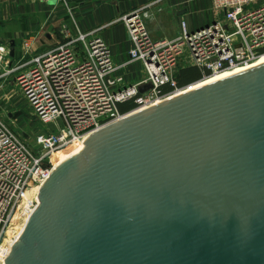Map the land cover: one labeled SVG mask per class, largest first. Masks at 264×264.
<instances>
[{"label": "water", "instance_id": "95a60500", "mask_svg": "<svg viewBox=\"0 0 264 264\" xmlns=\"http://www.w3.org/2000/svg\"><path fill=\"white\" fill-rule=\"evenodd\" d=\"M37 202L6 264H264V65L92 133Z\"/></svg>", "mask_w": 264, "mask_h": 264}, {"label": "built area", "instance_id": "2783aa9c", "mask_svg": "<svg viewBox=\"0 0 264 264\" xmlns=\"http://www.w3.org/2000/svg\"><path fill=\"white\" fill-rule=\"evenodd\" d=\"M211 2V22L189 26L181 19L180 32L172 38H154L149 32L146 19L153 3L122 14L116 21L124 24L132 44L123 62H114L101 34L108 24L82 29L71 7L67 13L73 28L63 23L56 42L46 50L32 52L37 41L48 38L49 21L22 38L14 56L9 45H0L4 64L0 76L17 84L33 115L55 128L42 134L37 152L0 116V248L25 194L40 188L51 175L54 152L183 89L177 81L181 68L196 66L204 78L264 53V0ZM135 62L142 64L144 77L132 81L123 70ZM144 84L152 88L141 92ZM164 85L170 90L163 91ZM123 102H132L133 107L122 112L118 105ZM7 253L9 248L0 254L1 264Z\"/></svg>", "mask_w": 264, "mask_h": 264}, {"label": "crops", "instance_id": "0c3cea01", "mask_svg": "<svg viewBox=\"0 0 264 264\" xmlns=\"http://www.w3.org/2000/svg\"><path fill=\"white\" fill-rule=\"evenodd\" d=\"M49 1L50 0H0V13L3 12L10 16L25 14L26 18L28 15H36L38 18L36 21L30 19L25 20V22H28V27L22 26V28L16 29L12 36L21 40L24 35H28L32 31L35 32L39 25L44 22H51L47 25L48 38L46 40L41 38L33 46L32 52H42L56 42L57 35L54 32L59 34V27L63 23L73 25L72 18L67 13V7H71L78 20L77 23L82 29H90L108 24V26L101 31V34L111 47L115 57L117 59L119 58V62L128 58V52L132 47L124 24L116 21L122 14L150 3L155 5L157 2H168V6L174 9V16L177 21L181 19L193 21L194 18L200 20L202 17L206 18L207 15L210 13L212 14L211 0H56L55 4H49ZM184 10L185 12H182ZM179 12L182 13L179 14ZM150 23L149 26L152 25ZM159 25L162 27L160 20ZM149 29L151 33H157L156 29L151 27ZM17 47H19V45H17ZM135 63L139 65L138 73L137 71H133L130 73V76H134L133 78H135L134 80L136 81L144 77V71L141 69V63ZM135 63L133 65H135ZM128 69L129 68L124 69L125 73Z\"/></svg>", "mask_w": 264, "mask_h": 264}, {"label": "rangeland", "instance_id": "374dc122", "mask_svg": "<svg viewBox=\"0 0 264 264\" xmlns=\"http://www.w3.org/2000/svg\"><path fill=\"white\" fill-rule=\"evenodd\" d=\"M148 11L150 15L148 19L146 20L147 27L148 29L151 27L157 30V33L155 34V32L151 33L149 29V32L151 33L152 37L172 38L179 34L180 20L177 21V19L174 16V9L173 8L171 9L168 6V2H160V3L157 2L155 3V5L151 6V8ZM1 13H0V45L6 46V47L9 45L10 50H11V39L15 40V43H16L15 45L21 44L20 39H16L12 36L14 32L16 31V29L22 28V26L27 28L28 22H25V20L30 19V20L36 21L38 18L36 15H33L34 17L32 15H28V17L26 18L25 14L10 16L9 14L7 15V14H4L3 12ZM73 14H74V11H73ZM212 15L213 13L212 14L210 13L209 15L206 16V18L202 17L200 20H197L198 18L197 19L194 18L193 21L188 19L187 22L189 26H193L194 24H195L194 26H198L203 23L211 22L213 20ZM75 19L76 21H78L76 16H75ZM159 20L161 22L162 27H160L159 25ZM149 23L152 25L149 26ZM68 25L73 28V25H70V24ZM47 29L48 28L46 25L45 30ZM54 33L58 36V33L56 32ZM30 34H35V33H33L32 31L28 35H24L23 38L29 36ZM18 49L19 48H17V51ZM8 58L9 57H6V60ZM113 60L115 63H117L119 60V58L117 59L115 57L114 53H113ZM1 61L2 59H0V74L4 71V68L2 66L4 64H2ZM138 70H139V65H137V63H135V65L132 64L129 67L128 71H126V75H128L129 79H133L132 81H134L135 78H133L134 76H130V73H132L133 71L134 72L137 71L138 73ZM207 76H210V75L207 74ZM10 77H12V75H10ZM201 80L202 79L198 81L200 82ZM193 83L186 84L185 87L189 85L186 87L188 88ZM0 116L7 123H9V125L12 128H14L17 131L20 137L27 144H29L33 150L37 152L41 151L40 142H41L42 134L55 131V128L51 123H45L37 119L33 115L32 109L30 108L28 103H26V101L22 98V93L20 91L19 86L17 84H12L9 81V79L6 78V76H0ZM23 219L24 218H22L21 221H23Z\"/></svg>", "mask_w": 264, "mask_h": 264}, {"label": "bare ground", "instance_id": "6f19581e", "mask_svg": "<svg viewBox=\"0 0 264 264\" xmlns=\"http://www.w3.org/2000/svg\"><path fill=\"white\" fill-rule=\"evenodd\" d=\"M123 61L124 60H122V62ZM262 65H264V53L261 54L258 58H256L252 62H248V63L242 64V65H236V66H233L232 68L223 70L221 72H216V73L210 74V76H206V77L202 78V80L200 82L199 81L195 82L188 88H186V87L189 85H187L183 89H180L176 92L169 94L166 97L159 98L157 101H155L151 105L153 106L155 104H158V103H160L164 100H167L169 98H172L174 96L182 95L186 92H189L190 90H194V89L199 88L201 86H205L207 84L226 79L228 77L246 72L248 70L257 68V67L262 66ZM130 66H126L125 69L129 68ZM150 106H148V107H150ZM148 107H144L142 109H139L138 111L146 109ZM90 135L91 134L87 135L82 141L71 142L67 146L61 148L60 150H58L56 152H54L51 156V162L53 164L52 170L57 169L59 166H61L62 164H64L68 160H70L71 158H74L75 156L80 155L83 152L85 145H86V140L89 138ZM45 181L42 183V185L45 183ZM40 188H36L34 191H28L25 194V196H24V198H23V200H22V202H21V204H20V206L16 212V218L13 221L12 226L10 227L7 239L5 241H3L2 245H1V248H0L1 256H2L3 252L5 255V250L9 248V253H7V255H6V258L8 259V257H10V255H11V252H12V249H13L15 242L21 238L30 217L34 214V212L36 211V209L38 208V206L40 204L39 202H37L38 195H39L38 191H40ZM22 218H24L23 221H21ZM6 258H4L3 260H5ZM6 260L2 264H6ZM1 261L2 260H0V262Z\"/></svg>", "mask_w": 264, "mask_h": 264}, {"label": "trees", "instance_id": "16d2710c", "mask_svg": "<svg viewBox=\"0 0 264 264\" xmlns=\"http://www.w3.org/2000/svg\"><path fill=\"white\" fill-rule=\"evenodd\" d=\"M16 46V45H15ZM208 74V73H207ZM202 71L196 66H189L185 68H181L177 74V81L179 86H185L186 84L196 82L203 78ZM163 91L170 90L168 85H164L162 87ZM119 109L122 112L128 111L133 107L132 102H123L119 103Z\"/></svg>", "mask_w": 264, "mask_h": 264}]
</instances>
